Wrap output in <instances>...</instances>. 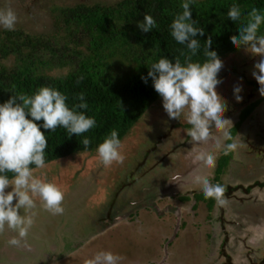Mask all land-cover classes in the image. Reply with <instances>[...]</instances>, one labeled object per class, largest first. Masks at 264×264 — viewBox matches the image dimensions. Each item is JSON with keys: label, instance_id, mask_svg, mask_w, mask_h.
<instances>
[{"label": "rangeland", "instance_id": "obj_1", "mask_svg": "<svg viewBox=\"0 0 264 264\" xmlns=\"http://www.w3.org/2000/svg\"><path fill=\"white\" fill-rule=\"evenodd\" d=\"M119 1L0 0V9L14 10L15 28L51 35L59 33V8ZM4 30L0 28V33ZM116 58L112 71L117 77L135 65L131 58ZM220 60L218 93L227 104L224 118L232 123L229 129L239 124L232 141L237 148L221 176L226 204L215 201L208 210L205 202L198 203L194 197L203 193L194 183L196 176L215 184L222 155L216 144L224 142L222 133L213 128L207 143L193 147L186 135L190 125L183 116L170 119L159 97L122 139V163L105 166L94 150L76 152L34 170L38 178L62 190L64 212L51 214L37 198L34 224L20 246L8 243L17 233L7 226L0 231V264H86L100 251L119 255L120 264H225L224 239L229 264H264V184L257 185L264 183V97L252 76L260 57L244 48ZM5 62L14 64L12 57ZM70 70L45 72L59 77ZM241 83L243 99L238 103L233 88ZM257 101L242 122L241 113ZM198 152L215 155V167L208 169L196 161ZM122 215L127 218L114 219Z\"/></svg>", "mask_w": 264, "mask_h": 264}, {"label": "trees", "instance_id": "obj_2", "mask_svg": "<svg viewBox=\"0 0 264 264\" xmlns=\"http://www.w3.org/2000/svg\"><path fill=\"white\" fill-rule=\"evenodd\" d=\"M182 3L183 0H121L114 5L59 8V33L35 34L21 28L0 33V103L13 95H31L38 88L48 86L68 97L66 103L69 108L79 103L76 97L84 93L88 104L85 114L96 121V126L82 136L69 135L63 128L54 132L41 128L48 139L46 164L76 152L96 150L113 130L118 132L122 141L156 102L160 96L154 90L151 78L145 83L141 77H147L151 64L162 56L172 62L179 59L183 64L186 56L190 55L186 45L178 44L170 32L175 16L182 13ZM233 6L241 9L240 24L227 18ZM190 8L195 26L204 29L203 36L195 37L200 41V48L192 62L203 63L206 60L204 41L209 37L213 41L209 50L215 51L219 59L244 49L234 48L231 40L238 38L239 29L247 22L248 13L253 8L264 12V0H195ZM144 15H151L157 22V28L147 33L140 30L137 23L143 20ZM258 35H264V25ZM116 56L128 57L135 62L130 72L121 77L112 71ZM10 57L14 64L7 65L5 61ZM65 67L73 70L59 77L45 72ZM259 103L251 104L244 115L241 113L242 122ZM36 123L39 125L42 121ZM230 130L234 138L239 124ZM84 138L91 141L88 147L82 143ZM231 159L232 153L219 157L215 184H221V176ZM31 167L36 169L35 165ZM7 175L11 177L12 173ZM194 197L198 203L205 202L208 210L215 206V199H206L203 193ZM120 219L116 220L120 222ZM226 244L227 239H224L221 253L228 258L225 264H229Z\"/></svg>", "mask_w": 264, "mask_h": 264}, {"label": "clouds", "instance_id": "obj_3", "mask_svg": "<svg viewBox=\"0 0 264 264\" xmlns=\"http://www.w3.org/2000/svg\"><path fill=\"white\" fill-rule=\"evenodd\" d=\"M194 3L195 0H183L182 13L177 14L170 25L171 36L178 44L186 45L190 55L186 56L183 64L179 59L172 62L162 56L151 64L147 77L141 79L147 83L151 78L152 86L162 98V107L170 119L185 118L190 125L186 135L193 142V147L207 143L214 128L222 133L224 141L217 142L216 149L228 155L237 148V144L230 142L233 138L228 125L232 123L224 118L227 104L218 93L221 87L218 77L223 71V63L215 51L209 50L213 43L211 37L204 41L205 62H192V57L197 55L200 48V41L195 37L204 35V29L196 27V21L191 16L190 6ZM227 18L240 24L241 9L231 7ZM17 22L14 10L0 9V28L13 31ZM262 25L264 12L253 8L248 13L247 22L240 27L238 38L234 37L231 44L236 49L244 47L252 56L260 57L253 66L252 76L259 85V95L264 97V35H258ZM137 27L147 33L157 28V22L151 15H144ZM242 91V83L233 88L238 103L243 99L240 95ZM76 99L79 103L69 108L65 94L44 86L31 95H13L0 103V231L7 226L17 233L18 238L13 237L8 241L12 246H20L28 237L34 224L36 213L33 210L37 206V198L51 214L61 215L64 212L62 190L46 178H38L31 166L35 165L36 169L46 167L48 139L41 128L50 132L63 128L69 135L82 136L96 126L95 119L85 114L88 104L84 93L78 94ZM39 121L42 123L38 125L36 122ZM82 143L88 147L91 141L84 138ZM121 148L122 141L118 132L113 130L98 144L96 152L103 165L111 166L123 162ZM216 159L215 155L204 152H198L195 156V160L208 169L215 167ZM8 173H12V176L9 177ZM194 183L201 186L206 199H215L221 206L226 204V188L223 185L213 184L200 176L194 178ZM9 188L11 190L6 191ZM121 260L122 257L110 251H100L86 264H120Z\"/></svg>", "mask_w": 264, "mask_h": 264}, {"label": "flooded vegetation", "instance_id": "obj_4", "mask_svg": "<svg viewBox=\"0 0 264 264\" xmlns=\"http://www.w3.org/2000/svg\"><path fill=\"white\" fill-rule=\"evenodd\" d=\"M119 215H120V214H119ZM114 217H115V216H114ZM120 217H123V216H117V217H116V218H114V219H115V220H116V219H120ZM104 219H106L107 221H108V220H110V218H109V217H105ZM112 225H114V224H112Z\"/></svg>", "mask_w": 264, "mask_h": 264}]
</instances>
